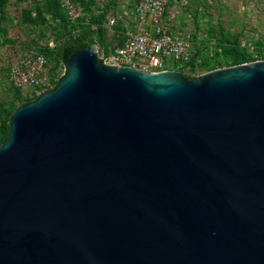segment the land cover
<instances>
[{"label":"water","instance_id":"obj_1","mask_svg":"<svg viewBox=\"0 0 264 264\" xmlns=\"http://www.w3.org/2000/svg\"><path fill=\"white\" fill-rule=\"evenodd\" d=\"M64 66L7 120L0 264H264V61Z\"/></svg>","mask_w":264,"mask_h":264},{"label":"rangeland","instance_id":"obj_2","mask_svg":"<svg viewBox=\"0 0 264 264\" xmlns=\"http://www.w3.org/2000/svg\"><path fill=\"white\" fill-rule=\"evenodd\" d=\"M81 10L77 23L69 25L66 14L56 0H3L0 14V122L7 120L16 107L32 101L43 91L52 89L65 73V66L51 57L54 46L77 30L95 23L99 16L123 14L135 0H72ZM123 16V15H121ZM167 29L188 36L201 62L200 73L232 67L239 58L234 49L244 52L252 43L258 54H264V0H173L165 17ZM39 53L47 60L51 77L46 89L22 95L7 81L9 66L19 56ZM249 56V60H250ZM167 68L177 70L167 63ZM58 74V75H57ZM9 115V116H8Z\"/></svg>","mask_w":264,"mask_h":264},{"label":"built area","instance_id":"obj_3","mask_svg":"<svg viewBox=\"0 0 264 264\" xmlns=\"http://www.w3.org/2000/svg\"><path fill=\"white\" fill-rule=\"evenodd\" d=\"M172 0H135L127 10L118 15H107L104 28L115 40L107 49L95 47L97 58L104 65L128 66L144 73H159L167 70V63L184 67V74L197 77L201 62L190 63L195 50L188 36L170 32L165 24ZM65 11L67 20L74 24L81 16V10L72 0H56ZM116 27H120L116 31ZM95 29V27H92ZM244 49L250 56V62L264 61V54H258L252 43H245ZM180 72V71H179ZM46 59L39 53L19 56L9 66L7 81L13 89L22 95H28L37 89H46L51 77L47 76ZM207 73V72H205ZM58 75V74H57Z\"/></svg>","mask_w":264,"mask_h":264},{"label":"trees","instance_id":"obj_4","mask_svg":"<svg viewBox=\"0 0 264 264\" xmlns=\"http://www.w3.org/2000/svg\"><path fill=\"white\" fill-rule=\"evenodd\" d=\"M3 7H4L3 0H0V14ZM102 13L104 14L99 16V20L97 22L95 23L88 22L86 24L87 27H83L82 29L77 30L76 33L73 34V36L69 34L68 37L63 38L62 41L57 43L54 46V48L51 49L50 52L51 57L57 60L60 63V65L64 66V62L68 58V56L78 50L84 48H90L95 44L99 48L107 49V47L113 43L115 37L109 36L108 31L104 28V23L107 15L106 12H102ZM66 21L69 23V25L70 24L73 25L67 20V18ZM92 27H95V29H92ZM115 29L117 31L120 29V27H116ZM234 52H235V56L238 55L240 57L239 58L234 57L233 62L231 63L230 66L241 65L251 61V59L249 60V56H247L243 51L239 52L238 49L236 50L234 49ZM42 56L45 58L44 55ZM197 57L198 56L196 55L195 52L194 59L190 63L192 69H194L195 67L194 61ZM202 65L203 64L199 66V71H201ZM184 69H185L184 67L179 68L180 73L186 78H191L189 75L184 74ZM205 69H206L205 72H210L213 71L214 68L213 66H208ZM1 114L2 113H0V118H1ZM7 132H8V124L0 122V144L5 140Z\"/></svg>","mask_w":264,"mask_h":264},{"label":"crops","instance_id":"obj_5","mask_svg":"<svg viewBox=\"0 0 264 264\" xmlns=\"http://www.w3.org/2000/svg\"><path fill=\"white\" fill-rule=\"evenodd\" d=\"M172 2H173V0L171 1V5H172ZM108 15V14H107Z\"/></svg>","mask_w":264,"mask_h":264}]
</instances>
